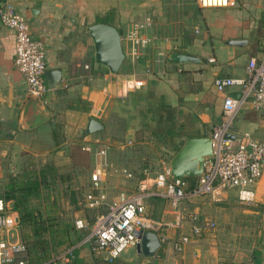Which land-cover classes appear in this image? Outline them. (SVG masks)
Listing matches in <instances>:
<instances>
[{
	"label": "crops",
	"instance_id": "crops-1",
	"mask_svg": "<svg viewBox=\"0 0 264 264\" xmlns=\"http://www.w3.org/2000/svg\"><path fill=\"white\" fill-rule=\"evenodd\" d=\"M5 2L24 16L30 35L42 41L45 70H58L59 79L55 86H47L44 104L33 98L13 61V30L0 21V184L23 165L50 163L77 172L81 192L90 184L92 167L100 163L106 203L120 191L133 194L142 177L148 181L144 198L151 221L148 229L157 234L159 245L151 255L138 252L137 264H264L260 252L264 232H257L253 224L255 216L256 223L264 217V207L242 209L239 215L230 190L215 197H191L181 207L214 225L172 249L165 241L188 233V223L173 224L176 210L151 184L154 173L168 167L185 138L209 136L222 119L223 95L238 94L236 86L218 91L214 77L241 76L250 57L264 58V0H229L206 7L196 0H0V9ZM145 16L150 19L145 30L150 40L131 58L126 30ZM94 22L113 25L120 33L124 57L116 73L93 60L86 26ZM229 39L240 42L228 43ZM174 50L204 60L166 61ZM89 117L101 127L87 133ZM231 130L264 140V111L243 102ZM255 196L254 204H249L264 206V167ZM246 216L249 222L238 226ZM80 218L86 226V219ZM8 236L17 238L12 232ZM88 247L87 253L93 255ZM79 258L90 264L86 251Z\"/></svg>",
	"mask_w": 264,
	"mask_h": 264
},
{
	"label": "built area",
	"instance_id": "built-area-1",
	"mask_svg": "<svg viewBox=\"0 0 264 264\" xmlns=\"http://www.w3.org/2000/svg\"><path fill=\"white\" fill-rule=\"evenodd\" d=\"M201 7L222 6L229 0H196ZM0 21L13 30V61L22 74L26 90L29 94L39 96L47 90L44 80V47L42 41L33 38L24 16L5 2L0 9ZM150 24L148 16L131 22L126 30L131 58L138 55L149 42L150 37L145 30ZM87 66V65H85ZM213 84L218 91L226 87H238V94L226 93L222 97V119L210 130L211 154L204 157L202 170L196 176L195 183L188 187L186 180L171 178L168 167H162L152 176L151 184L164 197L168 205L176 210L175 226L188 223V233H180L176 238L165 241V246L172 249L187 243L191 235L198 234L203 228L214 225L213 221L201 218L197 212L181 207V203L191 197L210 195L215 197L221 190L233 192L236 200L242 204L255 201V184L261 177L264 167V140L253 138L247 131L231 130L232 118L237 108L248 101L251 107L264 111V58L256 60L250 57L241 76H217ZM88 148L87 145L83 146ZM102 150H99L101 152ZM124 171V170H123ZM125 172V171H124ZM143 173H147L143 169ZM129 175V173H126ZM104 176L100 163H96L89 173V185L78 196V205L82 208L100 207L105 204V193L101 187ZM148 181L139 179L136 191L125 194L120 191L115 200L106 203V210L98 212L90 226L86 237L90 251L108 264L118 257L119 253L138 240L141 229L151 227L146 216L144 198ZM18 222L17 212L9 202L0 196V264H27V250L19 238L7 239L11 229ZM76 228L85 226V221L76 217L73 220ZM8 232V234H7ZM72 249L67 248L59 253L55 260L69 261Z\"/></svg>",
	"mask_w": 264,
	"mask_h": 264
},
{
	"label": "rangeland",
	"instance_id": "rangeland-1",
	"mask_svg": "<svg viewBox=\"0 0 264 264\" xmlns=\"http://www.w3.org/2000/svg\"><path fill=\"white\" fill-rule=\"evenodd\" d=\"M28 168H30V166H28ZM56 171L57 173H61V176L56 175L54 183H50L47 189H42L37 195H31L29 198L30 206L33 210L38 211L41 217L46 220L43 221V224L47 225V227L44 228L38 236L32 234L30 226L22 227L21 229L19 228V226H17L16 228L13 227L11 229L12 234H15V236L19 239L25 235L27 236V240L31 242L33 241V239L36 238L45 240L44 247L46 248V252L43 254H39L40 261L37 264H49L50 261L55 260V257L59 253H62L67 248L72 249V245L78 247L75 250L76 252H72V254L74 255H72L71 258H79V254L86 251V256L90 264H108L99 257L98 260L101 263L98 262V260H94L95 255L93 253V255L87 253L88 249L86 248L88 246L86 237L89 234L90 226L94 219L93 214H96L98 212H104L107 209L106 205L103 204L100 207L90 208L91 211L82 209L77 203L78 196L80 195V186H78V183L79 181H82L77 180L78 173L75 171L70 172L68 170L65 171L61 169H56ZM82 176L83 175L79 174L80 178H82ZM83 179L85 178L83 177ZM232 205L235 208H238L239 215L242 209L247 210L248 208L264 207L263 204H259L257 202H255V205L253 207L250 204H242L238 201H234V204L232 203ZM75 215H80V217H84L87 222V225L85 227L79 229L80 238L78 237L77 239L79 240H76V242H74L75 240L70 241L69 239V237H74L75 235L74 231H72L74 229L72 221L74 220ZM248 217L249 216L241 217V219L237 222L238 226H240L241 222L243 224H246L245 222L248 223L250 220L248 219ZM258 217L259 216H255L257 220L253 221V224H257V232H264V217H262V220H260V222L256 223L259 220ZM64 224L68 225L67 227L71 229L70 233H67V228H65L64 230H60V227ZM249 226L252 229V225ZM2 237L7 239H14L13 237L6 235V233L3 234ZM139 257V253L135 249V246L133 247L132 245H129L119 253L115 264H137Z\"/></svg>",
	"mask_w": 264,
	"mask_h": 264
},
{
	"label": "water",
	"instance_id": "water-1",
	"mask_svg": "<svg viewBox=\"0 0 264 264\" xmlns=\"http://www.w3.org/2000/svg\"><path fill=\"white\" fill-rule=\"evenodd\" d=\"M93 46V60L102 65L111 73H116L123 61L124 54L121 49L120 33L117 28L105 22H94L86 26ZM228 43H239L240 39H229ZM195 55L184 51H169L166 61L174 63L200 61ZM46 85L53 87L59 79L56 69L44 70ZM40 104H44L39 96L31 95ZM101 127L96 119L89 117L85 125L87 133ZM211 154V141L207 135L189 136L184 139L178 149L172 154L168 162V172L171 178L186 176L196 177L202 170L204 157ZM159 245L157 234L151 229H141L135 249L143 255H151ZM264 259V246L260 248Z\"/></svg>",
	"mask_w": 264,
	"mask_h": 264
},
{
	"label": "trees",
	"instance_id": "trees-1",
	"mask_svg": "<svg viewBox=\"0 0 264 264\" xmlns=\"http://www.w3.org/2000/svg\"><path fill=\"white\" fill-rule=\"evenodd\" d=\"M30 166V168H28ZM34 166V167H33ZM30 164L23 165L19 171L13 174L5 175L3 182L0 184V196L4 200H9L11 208L17 212L18 222L17 226L22 227L30 226L32 234L38 236L39 233L47 227L43 224L44 220L40 213L33 210L30 206V196L37 195L42 189H47L50 183H54L55 176H61V173H57L55 166L50 163H44L42 165ZM188 187H192L195 183L196 177L186 176L183 177ZM60 224V223H59ZM74 237H69L70 241L76 240L79 237V229L75 227L73 221ZM64 224L60 230L67 228V233H70V228ZM80 238V237H79ZM24 242L27 250V264H37L40 261L39 254L46 252L44 247L45 240L33 239V243L27 240V236L20 238ZM73 242V243H74ZM72 252H76L77 246L72 245ZM74 255V254H73ZM43 256V255H42ZM82 264L80 258L69 261L52 260L49 264Z\"/></svg>",
	"mask_w": 264,
	"mask_h": 264
}]
</instances>
